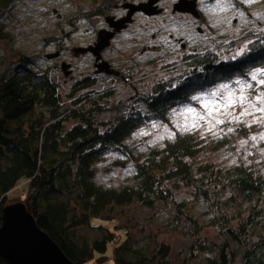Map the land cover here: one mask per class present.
<instances>
[{
	"label": "trees",
	"instance_id": "16d2710c",
	"mask_svg": "<svg viewBox=\"0 0 264 264\" xmlns=\"http://www.w3.org/2000/svg\"><path fill=\"white\" fill-rule=\"evenodd\" d=\"M14 1L0 0V11ZM7 37L0 26V39ZM188 64L175 84L159 80L129 105L113 100L114 86L94 87L91 76L74 80L63 93L49 71L35 69L33 60L18 53L0 69V225L3 208L22 202L74 264H106L109 245L116 264H172L171 245L161 232H152L151 244L136 243L126 223L130 209L170 203L191 239V257L180 264H199L189 260L207 249L216 255L205 264H264V171L204 158L223 144L194 133H178L142 154L128 143L148 119L168 122L171 110L192 102L198 90L264 68V33L233 58L202 52ZM110 150L132 160L134 184L96 180L98 163ZM20 179L24 192L9 195ZM182 189L208 204L215 233L200 235L195 210L177 198ZM82 227H96L100 234L89 238L78 233ZM0 264L8 262L0 256Z\"/></svg>",
	"mask_w": 264,
	"mask_h": 264
},
{
	"label": "rangeland",
	"instance_id": "374dc122",
	"mask_svg": "<svg viewBox=\"0 0 264 264\" xmlns=\"http://www.w3.org/2000/svg\"><path fill=\"white\" fill-rule=\"evenodd\" d=\"M146 1L15 0L0 11V26L8 35L5 40L0 39V69L21 53L33 60L35 69L49 71L63 93L74 80L91 76L96 81L94 87L114 86L116 92L113 100L130 105L137 94L151 91L159 80L175 84L179 76L190 69L189 57L214 51L218 58H233L241 54L250 41L264 33V0H198L200 15L197 17L175 11L173 3L176 0H159L161 13L147 15L135 12L132 20L110 39V45L100 52L98 60L90 52L76 51L78 47L95 45L100 30L114 31V28L108 27L107 19L125 16V3ZM56 52L60 54L49 57ZM62 62L69 64L67 75L61 69ZM100 62L105 63L108 69L97 67L96 64ZM257 70L264 68L253 69L248 78L235 77L198 90L191 97L192 102L182 103L171 110L168 122L148 119L128 140L134 154L145 153L150 147L161 145L178 133H194L223 144L220 148L208 151L203 155L204 158L221 166L242 162L264 171V139H260L264 135V113L249 109L252 114L242 117L239 122L233 120L232 116H221L224 123L216 125L212 131L208 130L206 121H199L197 127L183 130L186 125L184 109L191 107L199 113H205L202 102L193 97H210L222 84L229 85L236 95L240 94L237 81L252 84L245 94L250 102H255L257 95L264 93V86L257 84L264 76L257 75V81L251 79ZM247 106V103L243 106L237 104L228 111L233 116H239ZM229 128L233 131L229 132ZM33 140L37 138L33 137ZM33 148L35 152L36 145ZM97 171L96 180L106 186L135 183L132 160L118 150L107 152L98 163ZM24 190L25 181L20 179L8 193L17 195ZM177 198L187 203L186 208L195 210L201 224L200 235L216 232L212 210L205 201L197 199L188 189L179 191ZM128 215L129 221L126 223L135 232L136 243L151 244L152 232H161L162 238L171 245L172 264H180L183 259L191 257L188 224L178 223L174 219L170 203H160L151 208L137 206L130 209ZM78 233L94 238L100 234V230L82 227ZM107 255L106 264H116L110 245ZM215 255L214 250H202L189 261L205 264L209 257ZM85 264L98 263L90 259Z\"/></svg>",
	"mask_w": 264,
	"mask_h": 264
},
{
	"label": "water",
	"instance_id": "95a60500",
	"mask_svg": "<svg viewBox=\"0 0 264 264\" xmlns=\"http://www.w3.org/2000/svg\"><path fill=\"white\" fill-rule=\"evenodd\" d=\"M159 0H148L146 2L125 3L127 14L112 23L107 19L108 26L119 31L132 20L135 12H143L147 15H155L162 12L158 7ZM173 9L178 12L190 13L199 16L197 0H177L173 3ZM98 32L95 45L89 47H78V52H90L98 60L100 52L109 45L114 31H105L106 34ZM60 53H52L49 57H56ZM97 67L107 65L103 62L96 64ZM69 64L62 62L61 69L67 75ZM109 73L112 72L107 70ZM0 256L6 259L8 264H74L61 250L57 243L36 223L33 216L25 208L22 202H15L3 208L2 222L0 225Z\"/></svg>",
	"mask_w": 264,
	"mask_h": 264
},
{
	"label": "snow or ice",
	"instance_id": "6c2138e0",
	"mask_svg": "<svg viewBox=\"0 0 264 264\" xmlns=\"http://www.w3.org/2000/svg\"><path fill=\"white\" fill-rule=\"evenodd\" d=\"M257 75L264 76V70H257L256 73L252 74L251 79L253 81H257ZM236 83L240 85L239 95H236L235 91L231 89L229 85L222 84L217 91L210 94V97H193V99L200 100L202 102V108L205 109V113H199L191 107L184 109V113L186 114V125L183 127V130H190L191 128L197 127L199 121H206L209 124L208 130L212 131L216 125L224 123V121L220 118L221 116H232L233 120L239 122L242 117L252 114L249 109L264 113V93L257 95L255 102H250L245 92L246 89L252 88V84H245L241 81H237ZM257 84L259 86H264V79L258 80ZM221 93H224V95H221ZM216 97H220V99L217 100ZM246 103L248 106L244 108L239 116H233L232 113L228 111L229 108H232L237 104L243 106ZM257 104L260 106L257 107ZM221 109H223V111H221ZM189 116L191 117L190 122L188 121ZM255 122L256 121L254 120L253 123ZM228 131L231 132L233 129L229 128ZM252 139L255 140L256 137H252ZM260 139H264V135H262ZM242 143L246 142L242 141Z\"/></svg>",
	"mask_w": 264,
	"mask_h": 264
},
{
	"label": "flooded vegetation",
	"instance_id": "af4514ba",
	"mask_svg": "<svg viewBox=\"0 0 264 264\" xmlns=\"http://www.w3.org/2000/svg\"><path fill=\"white\" fill-rule=\"evenodd\" d=\"M177 1V0H176ZM157 5H158V3H157ZM198 5H199V2H198V0H197V7H198ZM162 8V7H161ZM197 10H198V8H197ZM178 12V11H177ZM199 12V11H198ZM188 14H190V13H188ZM199 15H200V12H199ZM122 17V15L121 16H118V17H113L110 21L112 22V23H114V21H116L117 19H119V18H121ZM109 27V26H108ZM119 31H121V30H119ZM119 31H117L115 34H114V36L111 38V39H113L117 34H118V32ZM102 34H106V32L105 31H102ZM110 45V44H109ZM182 45V47H184V44L182 43L181 44ZM90 46V45H89ZM101 68V67H100ZM99 68V69H100Z\"/></svg>",
	"mask_w": 264,
	"mask_h": 264
},
{
	"label": "bare ground",
	"instance_id": "6f19581e",
	"mask_svg": "<svg viewBox=\"0 0 264 264\" xmlns=\"http://www.w3.org/2000/svg\"><path fill=\"white\" fill-rule=\"evenodd\" d=\"M34 143H35V141H32L31 142V144H30V148H29V152H28V156L31 158V157H33V155H34Z\"/></svg>",
	"mask_w": 264,
	"mask_h": 264
}]
</instances>
